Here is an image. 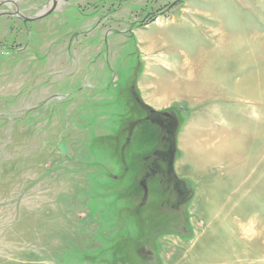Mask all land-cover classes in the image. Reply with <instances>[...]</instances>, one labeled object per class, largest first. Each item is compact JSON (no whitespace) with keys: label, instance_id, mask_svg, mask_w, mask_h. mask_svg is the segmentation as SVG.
I'll return each instance as SVG.
<instances>
[{"label":"rangeland","instance_id":"1","mask_svg":"<svg viewBox=\"0 0 264 264\" xmlns=\"http://www.w3.org/2000/svg\"><path fill=\"white\" fill-rule=\"evenodd\" d=\"M0 19V264H264V0H0ZM173 82L174 106L146 104Z\"/></svg>","mask_w":264,"mask_h":264},{"label":"crops","instance_id":"2","mask_svg":"<svg viewBox=\"0 0 264 264\" xmlns=\"http://www.w3.org/2000/svg\"><path fill=\"white\" fill-rule=\"evenodd\" d=\"M2 19V18H1ZM0 19V27H2V29L3 30H6V26L7 25H5V21L4 20H1ZM11 22V21H10ZM9 22V23H10ZM39 22H37V23H34V22H32V24L31 25H26L24 28L26 29L28 26H32V28L33 27H35L37 24H38ZM36 29H38V27L36 26L35 27V30ZM35 32V31H34ZM2 33L3 32H1V34H0V37H2ZM44 34L45 35H39L38 36V38H37V40H41V38L43 39V41L45 42V43H47L48 45L49 44H52V43H55V44H62V43H64L63 45H65L64 46V51L61 53V52H59V55H58V58L56 57H54V56H51V59H54V60H56V59H59V62H61L60 60H63L62 61V63L63 64H65V65H67L68 64V56L66 57V44L68 43V41H67V39L65 38L62 42H56V41H53V42H51L50 40V36H51V33L50 32H44ZM29 37H31V34L29 35ZM53 46V45H52ZM39 49L41 50V48L39 47ZM75 51H77V52H75ZM42 52V51H41ZM87 53H92V52H78V50L77 49H74L73 50V56H74V59H76V60H80V61H82L83 59H84V57H85V55H87ZM20 54H27V52H20L18 55H17V57L20 55ZM42 54L44 55V54H46V53H43L42 52ZM68 55H70V53H68ZM44 58H45V56H44ZM67 60V61H66ZM61 64V63H60ZM28 66L24 69L25 70V73H22V74H26L27 76H28ZM48 70V71H51V69H49L48 67H46V68H43L42 70ZM14 69H10V70H8V69H6L5 71H4V75H7V73L8 72H12ZM63 72L64 73H69L70 75H72L73 73L72 72H69V71H67L68 69H67V67H64L63 69ZM15 71V70H14ZM33 71H34V69H33ZM76 71H77V69H76ZM16 72H18L17 74H20L19 73V70H17ZM23 72V71H22ZM35 72V71H34ZM61 72V71H60ZM16 74V73H15ZM55 74V73H54ZM58 74H60V78H63L64 77V75L62 74V73H58ZM161 74V73H160ZM29 87V86H28ZM147 88V90L145 91V93H148L147 94V96H146V98H148L147 100H145V102H146V104L147 105H150V106H152V107H156V109H162V108H168V107H172V106H174V103L175 102H177L178 100H176L175 98H174V82L171 84V86H167L166 88H164V89H162V88H159V87H156L155 85H154V83L152 84V85H150V86H146ZM153 87H154V89H153ZM30 91V90H29ZM29 91H26V92H28V94H29ZM151 95H153V98H152V96ZM195 119H199V118H195ZM194 122V121H193ZM193 122H192V124H191V128L186 132V137H188L187 135H189V133H190V130L192 129V127H193ZM180 150L182 151V154L184 155L185 154V152H186V150H187V145L186 144H184V143H182L181 142V144H180ZM183 161V160H182ZM184 163H180V166L181 165H183Z\"/></svg>","mask_w":264,"mask_h":264},{"label":"flooded vegetation","instance_id":"3","mask_svg":"<svg viewBox=\"0 0 264 264\" xmlns=\"http://www.w3.org/2000/svg\"><path fill=\"white\" fill-rule=\"evenodd\" d=\"M171 166H172V165H171ZM159 175H161V174H159V172H158V174L156 173V174H155V175H153V176H151V175H148V176H147V179H146V181H147V180H149V179H150V178H152V177H157V176H159ZM182 205H183V204H182ZM174 208H176V207H175V206H173V209H174Z\"/></svg>","mask_w":264,"mask_h":264},{"label":"water","instance_id":"4","mask_svg":"<svg viewBox=\"0 0 264 264\" xmlns=\"http://www.w3.org/2000/svg\"><path fill=\"white\" fill-rule=\"evenodd\" d=\"M45 16V14L44 15H40V16H38L37 18H41V17H44ZM35 20H36V18H35Z\"/></svg>","mask_w":264,"mask_h":264}]
</instances>
